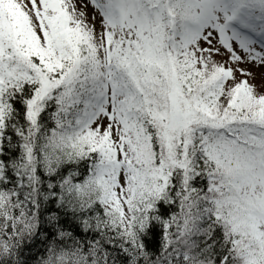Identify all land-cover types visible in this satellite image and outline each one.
I'll list each match as a JSON object with an SVG mask.
<instances>
[{"label":"snow or ice","instance_id":"obj_1","mask_svg":"<svg viewBox=\"0 0 264 264\" xmlns=\"http://www.w3.org/2000/svg\"><path fill=\"white\" fill-rule=\"evenodd\" d=\"M0 264H264V0H0Z\"/></svg>","mask_w":264,"mask_h":264}]
</instances>
